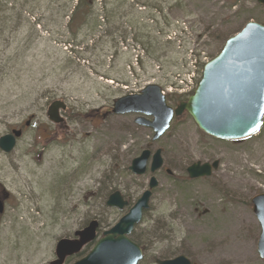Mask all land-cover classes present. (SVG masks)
Masks as SVG:
<instances>
[{
    "label": "rangeland",
    "instance_id": "rangeland-1",
    "mask_svg": "<svg viewBox=\"0 0 264 264\" xmlns=\"http://www.w3.org/2000/svg\"><path fill=\"white\" fill-rule=\"evenodd\" d=\"M77 1L2 0L0 138L19 129L23 136L12 153L0 150V194L9 195L0 214V264H49L58 241L92 220L102 238L152 176L159 185L134 232L139 264L180 255L194 264H264L251 205L264 194V119L256 135L222 141L185 116L154 142L153 131L135 123L139 115L112 113L117 100L150 85L176 109L229 38L249 22L264 26V6L86 0L85 17L70 24ZM57 101L67 105L61 125L47 117ZM145 149H162L164 167L136 177L129 167ZM215 161L210 178H188L192 164ZM116 191L129 202L122 212L106 206Z\"/></svg>",
    "mask_w": 264,
    "mask_h": 264
},
{
    "label": "water",
    "instance_id": "water-1",
    "mask_svg": "<svg viewBox=\"0 0 264 264\" xmlns=\"http://www.w3.org/2000/svg\"><path fill=\"white\" fill-rule=\"evenodd\" d=\"M264 6V0H257ZM64 102H54L48 109L47 117L53 124L63 123L61 111ZM114 115L135 114L137 125L153 131V141H158L170 129L174 119L185 114L193 120L198 129L206 135L222 141H241L256 135L264 119V26L250 22L238 34L229 38L221 52L203 68L202 79L187 102L176 109L167 104L162 89L156 85L147 86L138 95H130L114 103ZM28 125V124H27ZM21 130L0 138V150L12 153ZM220 162L192 164L187 169L190 180L210 178L219 169ZM164 167L162 150L154 153L144 150L135 158L129 171L136 177L156 174ZM167 174H171L167 170ZM159 183L155 176L149 181L148 189L130 208L120 221L103 237L97 240L98 221L75 233L73 239H61L55 249L56 259L49 264H65L70 257L79 255L83 249L96 242L91 252L75 264H139L143 259L141 248L131 241L130 236L141 224L145 212L150 208L153 191ZM107 207L122 212L129 206L121 192L111 194ZM261 233L257 242V253L264 260V194L251 200ZM0 201V214L3 213ZM97 240V241H96ZM156 264H193L186 256L157 260Z\"/></svg>",
    "mask_w": 264,
    "mask_h": 264
},
{
    "label": "trees",
    "instance_id": "trees-1",
    "mask_svg": "<svg viewBox=\"0 0 264 264\" xmlns=\"http://www.w3.org/2000/svg\"><path fill=\"white\" fill-rule=\"evenodd\" d=\"M23 5V4H22ZM91 5V4H90ZM3 6V2H2V0H0V8ZM86 7H89V4H88V2L86 1V0H78L77 1V4L75 5V7H74V11H73V13H72V16H71V21H70V24H71V22L73 21V20H76V19H79V18H81L82 17V19L85 17V13L86 12H83V10L84 9H86ZM78 17V18H77ZM220 53V52H219ZM135 235H134V233L132 234V236H131V240L135 243V244H137V245H139V246H142L141 245V243H140V241L138 240V239H136L135 237H134ZM164 260H166V259H164Z\"/></svg>",
    "mask_w": 264,
    "mask_h": 264
},
{
    "label": "flooded vegetation",
    "instance_id": "flooded-vegetation-1",
    "mask_svg": "<svg viewBox=\"0 0 264 264\" xmlns=\"http://www.w3.org/2000/svg\"><path fill=\"white\" fill-rule=\"evenodd\" d=\"M67 110V109H66ZM66 112V111H65ZM9 196H8V194H6V193H4V192H2V194H0V200H3V198H5V199H7ZM125 199V198H124ZM92 221H95V220H92ZM92 221H90L89 223H91ZM96 221H98V220H96ZM89 223L87 224V225H85L82 229H84L85 227H87L88 225H89ZM98 223H99V229L97 230V240H99V231H100V229H101V223L98 221ZM82 229H80V230H82ZM79 230V231H80ZM111 230V229H110ZM104 233V232H103ZM75 235V234H74ZM102 237H103V234H102ZM96 240V241H97ZM92 244H94V242L92 243ZM92 244H89L88 246H90V245H92ZM88 246H86V247H88ZM139 246V245H138ZM86 247L83 249V251L79 254V255H77V256H73V257H70V258H68L67 260H66V262H65V264H70L71 262H74V264L76 263V262H78V261H80V260H82V259H84V258H82V259H79V260H77L79 257H81L82 256V254H84V251H85V249H86ZM141 249H142V247L141 246H139ZM142 251H143V249H142ZM77 260V261H76Z\"/></svg>",
    "mask_w": 264,
    "mask_h": 264
}]
</instances>
